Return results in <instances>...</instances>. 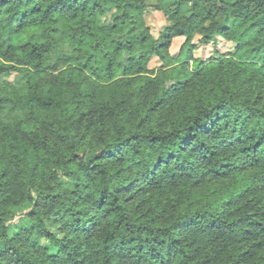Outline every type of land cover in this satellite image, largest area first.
Here are the masks:
<instances>
[{"label":"trees","instance_id":"trees-1","mask_svg":"<svg viewBox=\"0 0 264 264\" xmlns=\"http://www.w3.org/2000/svg\"><path fill=\"white\" fill-rule=\"evenodd\" d=\"M191 1L184 16L181 0H0V264H264V0ZM197 32L237 49L203 61ZM84 78L121 97L96 132L69 111ZM189 84L200 98L151 125ZM23 110L54 119L53 138L24 129Z\"/></svg>","mask_w":264,"mask_h":264},{"label":"rangeland","instance_id":"rangeland-1","mask_svg":"<svg viewBox=\"0 0 264 264\" xmlns=\"http://www.w3.org/2000/svg\"><path fill=\"white\" fill-rule=\"evenodd\" d=\"M151 1V0H149ZM191 8H192V1L191 0H181V9L184 16H188L191 14ZM145 21L147 25L150 28L151 33L154 36H158L159 32L163 28L164 25L167 24V20L163 12L159 9L153 8L152 5L148 6L146 8V11L144 13ZM229 25L232 26L234 23L233 20H229L227 22ZM264 33V29L262 30V33ZM184 35H177L173 38L171 45L169 47L170 55L173 58H176L178 51L181 48V45L184 41ZM201 33L197 32L194 35H192L191 42L193 43L194 47L192 49V54L194 57H197L203 61H210V60H221L222 58H227L229 56H233L234 52L237 49V44L232 39H228L227 37H224L219 34H215L209 41H203L201 40ZM186 53H182L181 57H185ZM173 63H176L175 59H172ZM160 61L157 56H152L149 60V68H151V76L155 74L157 71ZM174 65V64H173ZM186 68L189 71H192L193 64L192 60H189L187 63H185ZM153 69V70H152ZM223 77L226 79L227 75L223 74ZM15 78V74H10L6 77V80L12 81ZM248 79L247 76H242L241 79L245 80V88L248 92H250L252 95L258 94V82L256 81V78L254 75H250ZM0 79V83H1ZM136 81H129V93L135 91V85ZM110 85V84H109ZM121 89H124L125 86L123 84H119ZM105 85H100L98 82L92 81L90 78H84L83 83L78 86L79 90V97L80 100L74 102L69 107L70 113L73 115V119L76 122V125L81 130L86 129L89 127L91 123H93L94 127L93 130L96 132L98 130V127L100 128L101 125L99 121L105 120L109 118V114L111 112L112 106H117L120 101L121 97L118 95V93L112 92V86L110 85L109 88H105ZM153 89H151V95H152ZM263 99L260 100V102L264 101V91L262 93ZM200 98V92L198 90V86L191 85L187 88H185L181 93H179L178 101L176 104L170 108H159L156 110L154 109V112L151 113V116L149 118L151 125L154 121L157 119H161V123L165 122L166 119L169 117L171 113L179 109V107L182 105L183 107H189L190 102H194L197 99ZM121 104L124 106L131 105L132 104V98L126 93L124 100L121 102ZM150 105V102L146 101L144 103V108H142L141 112H146L148 106ZM24 111L23 114L28 119L30 123L23 126L26 130H35L37 127H44V132L42 134L46 136L47 138L52 139L53 138V132L50 127V123L52 120L49 117H44V113L41 111L31 110ZM17 114H21L20 111H17ZM136 118L139 119L138 115L136 114ZM31 123H34L35 126ZM42 124V125H41ZM98 126H97V125ZM42 140V138H39ZM53 141V140H52ZM20 157V156H19ZM21 155V159H23ZM33 157V152H29L28 155H26V158L28 160H31ZM227 178H215L210 179L206 182H204L202 185L198 187V189L204 190L208 187L212 188H220L223 187V185L227 182ZM135 198L131 200L132 203H135V205L139 204V199L142 197L141 193H137ZM24 211H27L26 209ZM21 213V212H17ZM19 219V216L16 215L14 218V222H16ZM44 242V241H43Z\"/></svg>","mask_w":264,"mask_h":264}]
</instances>
